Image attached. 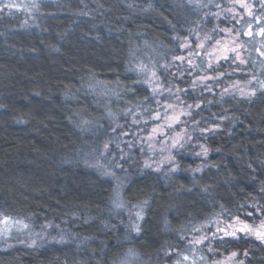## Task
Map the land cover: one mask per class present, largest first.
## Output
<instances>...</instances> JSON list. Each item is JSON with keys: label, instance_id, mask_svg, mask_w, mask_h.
Listing matches in <instances>:
<instances>
[{"label": "trees", "instance_id": "16d2710c", "mask_svg": "<svg viewBox=\"0 0 264 264\" xmlns=\"http://www.w3.org/2000/svg\"><path fill=\"white\" fill-rule=\"evenodd\" d=\"M194 1L54 0L26 18L0 8V219L53 236L0 249V264H120L133 252L167 264L206 223L264 221V52L244 93L225 91L229 74L191 84L179 47L223 0ZM155 97L188 111L170 162L152 166L118 144V122ZM116 188L141 206L139 231L114 208ZM216 247L264 264L253 238Z\"/></svg>", "mask_w": 264, "mask_h": 264}, {"label": "rangeland", "instance_id": "374dc122", "mask_svg": "<svg viewBox=\"0 0 264 264\" xmlns=\"http://www.w3.org/2000/svg\"><path fill=\"white\" fill-rule=\"evenodd\" d=\"M52 1L54 0H0V5L11 4L13 7L5 8L7 12L15 8L26 18L29 14L32 16L39 5ZM194 2L196 6L201 3L200 0ZM206 9L207 7H204V10ZM199 25L197 29L191 30V34L179 47L178 57L181 59H176L178 72L181 71L184 78H191V84L201 86L209 82L214 83L224 74H229L232 78L223 84L227 93L236 89L243 93L249 90L247 87L255 80L251 75L255 76L254 68L259 62L256 53L264 52V35L260 34L261 29H264V0H223L211 8ZM262 66L264 67L263 63ZM230 67L231 69H226ZM147 78L148 89L156 92L159 89L156 84V71H148ZM154 99V107L146 105L139 110L140 107L136 106L130 115L126 111L122 120L118 122V144L136 150L137 158L146 165H167L171 160V150L178 146L184 137L183 122L188 108L180 99L173 102L160 101L158 97ZM120 198V189L116 188L114 208L126 210L131 219L135 217L139 219L142 216L141 206L126 208ZM236 221L238 220L216 219L212 223H206L186 242L185 250L177 252L167 264H242V258L237 253L235 255L224 253L223 249L216 247V242L221 238L244 236L264 243L257 237V232L264 233V221L254 223ZM131 222L136 226L135 219ZM27 224L32 226L31 230L25 226ZM233 232L234 236L226 235ZM52 237L48 236V229L45 226L36 228L27 220L17 218L0 219V249L16 246L34 247L46 238ZM158 247L159 244L154 246L145 258L152 256ZM95 249L96 246L93 245V251ZM133 256L128 253L121 259L120 264L151 262L135 255L134 252Z\"/></svg>", "mask_w": 264, "mask_h": 264}, {"label": "snow or ice", "instance_id": "6c2138e0", "mask_svg": "<svg viewBox=\"0 0 264 264\" xmlns=\"http://www.w3.org/2000/svg\"><path fill=\"white\" fill-rule=\"evenodd\" d=\"M242 6L247 7V5H242ZM11 7H13V5H11V4H2V5H0V8H11ZM260 34L261 35H264V29H261V33ZM262 55H264V53H262ZM178 59H181V58L178 57ZM241 63H243L242 60H241ZM105 147H107V145H105ZM134 227H136V230L139 231L138 226H134ZM243 230L244 229H241V231H243ZM229 234L234 236L235 235V232H233V233H226V235H229ZM257 237L259 239H261L262 241H264V233L257 232ZM233 255H235V253H233ZM185 259H187V257H185Z\"/></svg>", "mask_w": 264, "mask_h": 264}]
</instances>
